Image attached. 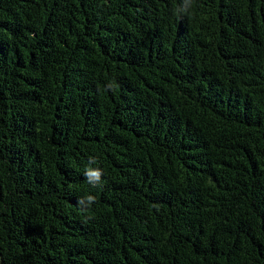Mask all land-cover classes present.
<instances>
[{
	"label": "trees",
	"instance_id": "obj_1",
	"mask_svg": "<svg viewBox=\"0 0 264 264\" xmlns=\"http://www.w3.org/2000/svg\"><path fill=\"white\" fill-rule=\"evenodd\" d=\"M180 3L0 0V264H264V0Z\"/></svg>",
	"mask_w": 264,
	"mask_h": 264
},
{
	"label": "clouds",
	"instance_id": "obj_2",
	"mask_svg": "<svg viewBox=\"0 0 264 264\" xmlns=\"http://www.w3.org/2000/svg\"><path fill=\"white\" fill-rule=\"evenodd\" d=\"M193 0H181L180 5L176 9L177 16H183L185 14H189L192 8ZM108 88H111L112 85H108ZM98 159L96 156H89L88 158V166L84 171V178L92 188H102V170L99 167H93V165L98 164ZM96 203L95 196L89 194L85 197H80L77 200V206L80 208L81 212H87L92 205ZM86 219H91V217H86Z\"/></svg>",
	"mask_w": 264,
	"mask_h": 264
}]
</instances>
